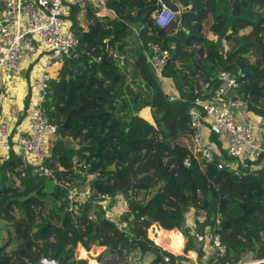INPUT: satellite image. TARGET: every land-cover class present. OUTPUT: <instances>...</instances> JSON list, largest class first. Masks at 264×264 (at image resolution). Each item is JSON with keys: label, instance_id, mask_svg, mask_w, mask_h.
<instances>
[{"label": "trees", "instance_id": "16d2710c", "mask_svg": "<svg viewBox=\"0 0 264 264\" xmlns=\"http://www.w3.org/2000/svg\"><path fill=\"white\" fill-rule=\"evenodd\" d=\"M177 4L180 15L166 29L154 24L157 0H113L107 5L115 15L112 20L98 16L88 3L80 20L81 7L71 6L72 30L82 37L51 82L55 107L51 118L57 134L50 139L48 167L54 177H33L31 168L13 153L0 164V222L7 229L0 264H40L42 260L113 264L105 262L110 257L127 264L139 249L153 256L150 264H161L165 255L170 256L168 264L181 262L155 246L147 230L154 223L172 230L166 237L170 248L178 251L182 238L174 229H181L185 251L190 250L195 246L193 234L182 229L184 213L190 208L207 211L206 220L196 222L198 231L219 219L227 252L216 264H239L247 254L264 259V169L238 175L218 169L220 156L229 159L215 136L210 140L221 151L214 153L212 164L192 159L185 167L189 151L180 143L190 135L187 110L194 97L201 95L198 81L216 86L224 70L244 73L239 79L241 93L250 100H262H249V106L257 103L264 117V0H177ZM141 26L142 45L128 55V40ZM147 42L170 52L171 63L163 75L171 79L178 98L166 95L153 77L144 54ZM106 46L118 48L124 62L106 53ZM146 107L155 126L138 116ZM72 110L77 112L71 114ZM70 141L79 145L70 147ZM74 156L79 169L89 165L87 173L99 176L91 182V201L70 209L68 188L83 184L82 177L72 171ZM118 193L129 205V212L119 220L120 229L103 221L95 205L101 195ZM209 194L213 211H209ZM90 211H95L94 221L88 220ZM78 244L87 252L104 248L97 263L82 260L86 254L82 248L75 252Z\"/></svg>", "mask_w": 264, "mask_h": 264}, {"label": "built area", "instance_id": "2783aa9c", "mask_svg": "<svg viewBox=\"0 0 264 264\" xmlns=\"http://www.w3.org/2000/svg\"><path fill=\"white\" fill-rule=\"evenodd\" d=\"M111 1L0 0V164L5 163L13 153L31 168L33 177H54L52 169L48 167V137L57 134V125L51 118L55 110L51 82L57 79L53 68L62 67L63 61L75 51L82 37V33L72 30V24L66 17L71 6L82 8L86 3L96 9L98 16L104 17L110 11L107 5ZM157 3L159 9L154 13V24L159 29H166L177 21L180 12L172 11L164 0H157ZM143 29L144 26H141L135 32L139 34ZM145 47L144 54L153 77L165 82L163 71L171 63L170 52L152 42H147ZM105 52L121 64L125 60L118 48L109 49L106 46ZM29 68L30 78L26 85L22 82V74ZM243 74L224 70L218 74L216 86L201 82V95L194 97L187 110L191 145L189 156L183 162L185 167L190 166L192 159L205 165L212 164L214 152L206 139L207 130L209 137L215 136L217 142L226 148L229 161L220 156L218 169H227L236 175L241 174V171L246 173L264 169V163L259 162L261 155H264L261 139L254 135L251 125L240 119L249 106V96L241 93L239 79ZM17 94H22L25 101L19 125L12 123L8 118L9 113L3 110L5 102L14 99ZM71 163L73 173L82 177L83 184L68 188L66 199L70 209L91 201V182L99 176L98 173H87L89 165L83 164L82 169H79L81 165L75 156ZM58 171L62 172L63 169L60 167ZM95 205L103 221L121 228L119 220L129 212L128 201L122 194L101 195ZM206 218L205 209L190 208L184 213L182 229L193 234L196 246L215 263L225 257L227 247L220 236L218 218L213 225H205L202 231H196V222H203ZM94 219L95 211H90L88 220ZM151 230L152 238L149 237ZM178 230L183 234L181 229ZM160 232L161 227L154 223L147 230V238L174 257L175 249H167L166 243L155 242ZM169 262L170 256L165 255L161 264ZM46 264L57 263L47 261ZM174 264L181 262L176 261ZM247 264H264V259Z\"/></svg>", "mask_w": 264, "mask_h": 264}, {"label": "crops", "instance_id": "0c3cea01", "mask_svg": "<svg viewBox=\"0 0 264 264\" xmlns=\"http://www.w3.org/2000/svg\"><path fill=\"white\" fill-rule=\"evenodd\" d=\"M176 4H177V2H176ZM177 6H178V4H177ZM80 9H81L80 12L82 11V13H83V10H82L83 8H80ZM68 15H69V13H68ZM114 16L115 15H114V13L111 10L107 12V16L106 17H108L109 19H111V20L114 19ZM83 17H84V14H83ZM66 18L69 20L68 16ZM78 19H79V17H78ZM135 30L136 29L133 30V33L130 36V38L128 40V43H127V45L125 47V51L128 52V55H131L132 49H137V47H140L142 45L141 42H140V39L138 37V34L135 32ZM245 32H247V30ZM250 60L253 61V58L250 57ZM60 69H61V65H59V68L58 67H54L53 68V71H56V73H57V78H58V74H59ZM56 73H55V75H56ZM53 76H54V74H53ZM29 78H30V68L29 69H25V71L23 72V74H22V82L24 81L25 84L27 85L28 81H29ZM164 79H165V82H159V83L162 86L165 94L168 95L169 97L178 98V93L176 92L171 79L166 78V77H164ZM201 82H203V79H200L198 81V83L200 85V90H201ZM21 89H22V87L19 88V90H21ZM21 95L22 94H17L16 97L14 99H12L11 101H6L5 105H4V108H3V110H5L7 113H9L8 118L11 120L12 123H15V125H19L21 123L22 118L20 117V113L22 112V110L25 107V101H23ZM250 101H262V100L260 98L259 99L255 98V100H253L251 98ZM251 105H253V107L248 106V109L246 111H244L240 115V119H241L242 122H245V123L247 122L249 125L252 126L254 135L257 138L261 139L262 146L264 147V117L259 113V107H258L257 103L256 104L252 103ZM14 112H15V114H14ZM142 112H145L144 117L141 115ZM138 116L141 119L145 120L147 123L155 126L154 119L152 117L151 110L149 108H147V107L146 108H142L138 112ZM205 133H206L207 142L212 145L213 152L214 153L215 152L220 153V151H221L220 146H217L215 144V142L210 141L212 136L209 137V134H208L207 130H205ZM51 137L52 136H49L48 139H51ZM180 143H182L189 151V148H190V145H191L190 136H188V138L182 137V139H180ZM222 148H223V151H226L225 150L226 149L225 145H223ZM259 162H263L264 163V155H261V157L259 159ZM174 230L178 231L180 236H181V238H182L181 247H180V249L178 251H176L174 257L180 259L182 264H216V262L214 263L209 258L208 254H206L204 251L202 252L200 250V248L196 246V244L190 250L185 251V243H186V241H185V238H184L183 234H181V232L178 229H174ZM170 231H172V230H170ZM170 231H167V230H164V229L161 228V232H163L164 235H167ZM200 231H198V232H200ZM150 235H153V230H151L149 232V237H150ZM131 238H134L133 242H135V237L134 236H130V239ZM161 243H167V240L165 239V237L163 238V240H161ZM79 248H82L85 251L86 257L83 258V259H87V254H89V253L80 244H78V246H77L75 251H77ZM76 259H79V258H76ZM256 260H263V259H259V258H257L256 255H253V254H247L245 259L241 263L242 264H247V263H251V262L256 261ZM46 262H47V260H42L40 262V264H46Z\"/></svg>", "mask_w": 264, "mask_h": 264}, {"label": "rangeland", "instance_id": "374dc122", "mask_svg": "<svg viewBox=\"0 0 264 264\" xmlns=\"http://www.w3.org/2000/svg\"><path fill=\"white\" fill-rule=\"evenodd\" d=\"M105 16H107V14ZM78 17H79L80 20H83V13H82V11L79 12ZM66 20H68V19L66 18ZM14 114H15V112H14ZM67 143H68V145L70 147H77V145H79V142L78 141H70V142H67ZM5 227H6V224H4L3 222H0V246L7 239V229H5ZM164 237L167 240L166 235H163L162 232L159 233L158 234V237L155 239V242L156 243H160L161 240H163ZM165 247L167 249H170L168 240H167V243L165 244ZM103 249L104 248L101 249V248H95V247H93L92 250L90 252H88L89 254H87V259H82V260H87V262H88V259H91V260H94L97 263L96 259H97L98 255L101 253V251ZM143 251H145V250L139 249L137 252H134L131 256H129V258L126 261V263L127 264H150L151 260L153 259V256L151 254L147 253L146 251L143 253ZM105 262L106 263L119 264L121 262V259L120 258H117V257H114V258L113 257H110Z\"/></svg>", "mask_w": 264, "mask_h": 264}, {"label": "water", "instance_id": "95a60500", "mask_svg": "<svg viewBox=\"0 0 264 264\" xmlns=\"http://www.w3.org/2000/svg\"><path fill=\"white\" fill-rule=\"evenodd\" d=\"M177 0H164V3L165 5L170 8L172 11L174 12H179L180 9L179 7L177 6L176 4ZM178 18V17H177ZM176 18V19H177ZM168 65H166L165 69H167ZM236 70H238V68H236ZM77 110H72L71 111V114L72 113H76ZM69 118L70 116H68L63 125L61 126L62 129H65L67 124H68V121H69ZM114 168V165H112L111 167H109V170H113ZM3 189V185H2V181H1V170H0V193ZM134 193H135V190H134V183H131V188H130V196L133 197L134 196ZM154 197V195L150 196L149 198H147L146 202H145V206L150 202V200H152V198ZM208 204H209V211H213L214 210V207H213V200H212V196L209 194L208 195Z\"/></svg>", "mask_w": 264, "mask_h": 264}]
</instances>
